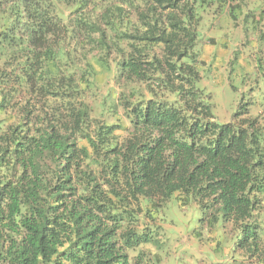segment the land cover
Listing matches in <instances>:
<instances>
[{
	"label": "trees",
	"instance_id": "obj_1",
	"mask_svg": "<svg viewBox=\"0 0 264 264\" xmlns=\"http://www.w3.org/2000/svg\"><path fill=\"white\" fill-rule=\"evenodd\" d=\"M204 13L264 48V0H0V264H158L173 209L264 264V125L215 122Z\"/></svg>",
	"mask_w": 264,
	"mask_h": 264
},
{
	"label": "rangeland",
	"instance_id": "obj_2",
	"mask_svg": "<svg viewBox=\"0 0 264 264\" xmlns=\"http://www.w3.org/2000/svg\"><path fill=\"white\" fill-rule=\"evenodd\" d=\"M194 60L200 76L199 88L211 96L215 122L228 123L236 112L240 99L249 103V115L258 117L264 125V48L255 34H245L242 29L232 28L226 17L213 18L204 13L198 29V41ZM190 62L191 59H186ZM102 76L91 94L101 99L105 87L118 90L115 83ZM166 222H159L160 235L153 244L143 245L129 252L133 263L143 254L146 260L155 259L158 264H255L256 258H248L233 249L235 234L230 226L203 231L201 238L192 233L198 230L190 213L168 211ZM194 216V215H193ZM261 226V243L264 250V198L258 217Z\"/></svg>",
	"mask_w": 264,
	"mask_h": 264
}]
</instances>
